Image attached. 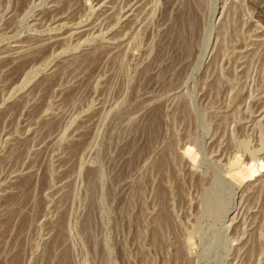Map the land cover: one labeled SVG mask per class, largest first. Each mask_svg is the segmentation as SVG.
Wrapping results in <instances>:
<instances>
[{
	"label": "rangeland",
	"instance_id": "obj_1",
	"mask_svg": "<svg viewBox=\"0 0 264 264\" xmlns=\"http://www.w3.org/2000/svg\"><path fill=\"white\" fill-rule=\"evenodd\" d=\"M262 16L0 0V264H264Z\"/></svg>",
	"mask_w": 264,
	"mask_h": 264
},
{
	"label": "bare ground",
	"instance_id": "obj_2",
	"mask_svg": "<svg viewBox=\"0 0 264 264\" xmlns=\"http://www.w3.org/2000/svg\"><path fill=\"white\" fill-rule=\"evenodd\" d=\"M254 1V0H253ZM251 4L252 5H254L253 4V2H251ZM250 4V5H251ZM254 8V7H253ZM262 19H264V16H262ZM262 45V44H261ZM261 45L259 46V47H261ZM262 48H264V47H262ZM191 151H192V149L191 148H186L185 149V151H184V156L185 157H190L191 156ZM194 152V151H193ZM246 165V164H245ZM260 165V164H259ZM247 166H248V169L250 170V173L252 174V175H254L255 173H257V168L258 167H256L255 165H252L251 163L250 164H247ZM261 169H262V165H261ZM244 170V169H243ZM233 171V170H232ZM249 172V171H248ZM236 172L234 173V174H232V173H230V172H226V178L228 179V180H232V179H234L235 177H236ZM239 175V174H238ZM237 175V176H238Z\"/></svg>",
	"mask_w": 264,
	"mask_h": 264
}]
</instances>
